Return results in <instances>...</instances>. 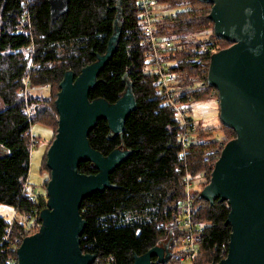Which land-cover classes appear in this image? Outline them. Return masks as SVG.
<instances>
[{
	"label": "trees",
	"instance_id": "1",
	"mask_svg": "<svg viewBox=\"0 0 264 264\" xmlns=\"http://www.w3.org/2000/svg\"><path fill=\"white\" fill-rule=\"evenodd\" d=\"M139 1L70 0L68 13L52 20L48 0H0V147L6 151L0 155V206L15 210L11 222L0 215V264H18L19 247L24 239L39 232L40 215L47 208L51 179L47 154L46 194L31 195L26 188L31 151L38 143L32 135L33 124L42 122L53 130L49 150L59 128L56 101L65 74L73 72L78 77L107 53L117 20L121 33L116 52L89 99L115 104L130 87L136 108L126 119L122 136H114L108 121L101 119L88 140L104 156L117 149L131 153L110 176L114 187L82 202L80 215L86 222L82 252L97 257L93 264H134L136 256L160 245L173 228L178 235L172 245L176 255L167 263H159L158 258L153 262L182 264L178 251L184 237L179 232L181 202L190 196L196 207L193 223L200 227L196 241L199 253L192 264H218L227 257L232 235V227L226 225L230 204H211L201 198L199 190L188 193L184 179L202 175V186L207 187L223 150L238 134L222 122L221 128L208 130L196 124L188 131V141H183L186 128L176 107L188 105L191 109L210 98H217L220 105L219 92L208 82L211 60L233 44L216 36L210 19L213 4L150 0L161 18L154 23L155 33L173 43L164 51L162 61L171 63L172 71L180 76L174 103H168L155 74L145 72L148 48ZM171 8L182 11L165 16L163 11ZM204 33H208L206 38H196ZM30 48L33 51L26 56L24 50ZM32 65L36 68L29 73ZM27 78L31 91H50V97L29 92L28 102L37 105L33 118L24 113V99L20 97ZM218 131L224 133L223 140H214L212 133ZM78 171L83 175L99 172L90 162L81 163Z\"/></svg>",
	"mask_w": 264,
	"mask_h": 264
},
{
	"label": "water",
	"instance_id": "2",
	"mask_svg": "<svg viewBox=\"0 0 264 264\" xmlns=\"http://www.w3.org/2000/svg\"><path fill=\"white\" fill-rule=\"evenodd\" d=\"M200 1L213 4L210 19L216 36L233 44L212 56L208 82L219 92L221 122L238 134L223 150L200 196L211 204L227 201L231 206L228 255L218 264H264V0ZM48 3L52 20L68 13L70 0ZM120 33L117 20L107 53L78 77L67 72L60 84L59 128L47 152V208L41 212L39 232L19 247L18 264H93L97 259L81 249L86 228L82 202L114 187L110 176L131 152L117 149L104 156L90 146L88 137L101 119L108 121L114 136H122L136 101L130 87L115 104L90 101L89 95L115 54ZM4 153L0 149V155ZM86 162L98 174H80L78 167ZM165 252L156 246L136 256L134 264H154L153 258L167 263Z\"/></svg>",
	"mask_w": 264,
	"mask_h": 264
},
{
	"label": "built area",
	"instance_id": "3",
	"mask_svg": "<svg viewBox=\"0 0 264 264\" xmlns=\"http://www.w3.org/2000/svg\"><path fill=\"white\" fill-rule=\"evenodd\" d=\"M138 6L142 9L143 30L145 34V42L148 48L145 72L149 74H155L158 79V84L160 85L162 96L164 98H168V103L173 104V100H175V97L177 95V92L175 91L178 83L180 82V76L172 71L171 67L173 65L171 63H164L162 61L164 51L171 49L173 47V43L170 41L161 40L154 31V23L157 20L161 19L160 16H158L160 12L155 10L156 6L154 2L150 0H140ZM27 51L31 53L33 51V48L27 49ZM34 68H36V66L32 65L28 69L29 73ZM29 92H31V90L29 88L27 78L26 86L21 92L20 97L24 99V113L29 118H33L36 114L35 111L37 105L30 104L28 102ZM216 92L217 91L213 92V94L215 95ZM188 107V105H179L176 107L178 118L181 121L182 125H184V127L186 128L183 141H188V131L195 129L196 127V123L189 113L191 109H189ZM184 181L186 182L187 192H193V184L191 183L192 180L190 179V177H186ZM31 194L34 193L31 192ZM181 209L182 224L180 229L182 230L181 233H184V237L182 239L181 248H179L178 251L182 253L180 260L181 263L184 264L185 260H189L192 262L193 258L196 257L199 253V247L196 241L198 233L200 231V227L196 226L193 223V218L196 214V207L190 196L186 200L181 202Z\"/></svg>",
	"mask_w": 264,
	"mask_h": 264
},
{
	"label": "rangeland",
	"instance_id": "4",
	"mask_svg": "<svg viewBox=\"0 0 264 264\" xmlns=\"http://www.w3.org/2000/svg\"><path fill=\"white\" fill-rule=\"evenodd\" d=\"M181 11L182 10L178 8H171L167 11H163V13L165 16L173 17ZM207 36L208 33H204L196 36V38L204 39ZM24 54L28 56L30 53L25 50ZM31 92L34 93V95L50 97V91L48 88H35ZM189 113L194 122L199 126V128L208 130L222 127L220 120L221 107L217 98H210L206 101L193 104ZM32 135L35 137L38 143H36L31 151L30 172L27 180V187L28 191L33 192L35 195L46 194L44 184L49 178V173L45 169L44 158L47 154L49 144L53 140L54 132L48 125L43 124L42 122H36L32 127ZM212 136L214 137V140H223L225 138L224 133L221 131L212 133ZM196 178L197 179H192L191 181V183L193 184L192 191L199 190L202 193V191L204 190L202 184L205 183V178L202 175H199ZM0 215L5 217L7 221L11 222L15 217V210L10 207L0 206ZM179 230V232L182 231L180 228ZM177 236L178 235L176 231H174V229L172 228L170 230V235L166 239H164L160 243V245H158L165 249V256L169 259L176 255L177 249L173 250L171 249V247L172 245H175ZM184 264H192V262L189 260H185Z\"/></svg>",
	"mask_w": 264,
	"mask_h": 264
},
{
	"label": "crops",
	"instance_id": "5",
	"mask_svg": "<svg viewBox=\"0 0 264 264\" xmlns=\"http://www.w3.org/2000/svg\"><path fill=\"white\" fill-rule=\"evenodd\" d=\"M0 149L3 150L1 147H0ZM3 151H5V150H3ZM5 152H6V151H5ZM27 188H28V187H27ZM30 193H31V192H30Z\"/></svg>",
	"mask_w": 264,
	"mask_h": 264
}]
</instances>
